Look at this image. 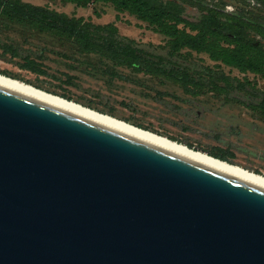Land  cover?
Listing matches in <instances>:
<instances>
[{"label":"water","instance_id":"1","mask_svg":"<svg viewBox=\"0 0 264 264\" xmlns=\"http://www.w3.org/2000/svg\"><path fill=\"white\" fill-rule=\"evenodd\" d=\"M0 264H264V189L0 87Z\"/></svg>","mask_w":264,"mask_h":264},{"label":"rangeland","instance_id":"2","mask_svg":"<svg viewBox=\"0 0 264 264\" xmlns=\"http://www.w3.org/2000/svg\"><path fill=\"white\" fill-rule=\"evenodd\" d=\"M45 6L69 17H84L95 24L115 23L122 37L154 55L167 57L168 38L128 12L119 13L109 3L86 6L63 0H22ZM190 20L210 9L264 22V0H162ZM245 35L264 44L251 30ZM183 50L181 63L190 66L206 85L200 94H188L178 83L132 68L117 66L98 54H83L66 39L41 33L0 19V73L48 92L70 98L186 144L206 153L224 155L228 161L264 175V116L247 105L264 94V77L212 61L205 53ZM175 59V58H174ZM33 61L43 70L25 67ZM213 69V72L205 70ZM228 77L232 85L218 93L209 91L215 76ZM212 74V76H210ZM196 91V89H194ZM201 91V90H200Z\"/></svg>","mask_w":264,"mask_h":264},{"label":"trees","instance_id":"3","mask_svg":"<svg viewBox=\"0 0 264 264\" xmlns=\"http://www.w3.org/2000/svg\"><path fill=\"white\" fill-rule=\"evenodd\" d=\"M63 1L83 7L89 3H109L119 13L128 12L136 16L155 32L168 38L167 57L145 51L133 39L120 36L115 23L95 24L84 17H69L48 7L22 0H0V19L4 20L7 26L23 25L71 41L80 53L98 54L117 66L129 67L137 73L176 82L188 94H200L206 83L203 82V75L197 77L192 73L193 69L190 66L178 60L179 54L185 49L189 51L188 53L191 51L205 53L212 61L241 72H251L264 77V44L256 42L243 32L246 29L251 30L264 39V22L243 19L216 9H210L197 21L190 20L166 6L162 0ZM25 67L43 73L33 61H27ZM205 70L213 72L211 68ZM212 77L216 80L209 83V91L220 93L225 90L223 86L233 84L228 77L219 73ZM247 106L264 116V94L260 96L258 102ZM210 155L228 161L224 155L213 152Z\"/></svg>","mask_w":264,"mask_h":264},{"label":"bare ground","instance_id":"4","mask_svg":"<svg viewBox=\"0 0 264 264\" xmlns=\"http://www.w3.org/2000/svg\"><path fill=\"white\" fill-rule=\"evenodd\" d=\"M0 87L35 99L264 189V175L245 169L240 165L229 163L228 161L214 157L209 153L190 148L186 144L141 128L112 115L100 112L74 100L66 99L60 95L48 92L1 73Z\"/></svg>","mask_w":264,"mask_h":264}]
</instances>
